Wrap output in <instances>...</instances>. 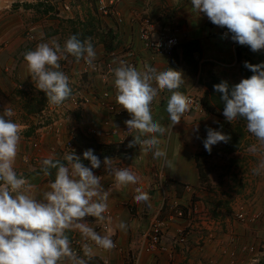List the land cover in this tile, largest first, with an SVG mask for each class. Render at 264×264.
Instances as JSON below:
<instances>
[{"label": "crops", "instance_id": "0c3cea01", "mask_svg": "<svg viewBox=\"0 0 264 264\" xmlns=\"http://www.w3.org/2000/svg\"><path fill=\"white\" fill-rule=\"evenodd\" d=\"M66 1L69 2L70 0ZM41 2L42 0H0V115L3 114L6 107L13 110L14 115L10 119L19 124L21 129L14 168L18 174L30 179L35 177L33 182L37 185L38 193L47 190L48 181H45L44 176L36 175L37 172L35 171L40 167V163L24 164L21 159L22 155L37 157L40 161L50 155L62 158L65 153H68L65 150V143L68 140V129L71 127L72 129L75 127L78 136L76 155H83L84 151L89 149L87 146L89 140L103 143L118 142L117 138L107 136L108 130L111 128L122 129L125 121L131 118L128 113L120 116L110 114L99 101L76 108L69 102L52 107L47 99L39 113L26 114L24 105L30 104L34 96L35 98L39 97L41 92L40 94L38 92L42 90L36 88L24 61V54L30 50H35L40 43H48L51 46L52 41L55 40L62 46L65 42L60 35L46 36L49 32L58 30L60 19L48 21V17L37 13ZM72 3L74 4V1ZM44 4H49L54 9L57 8L55 0H49V3ZM84 5L86 6L85 10L81 9V5H78L75 7L77 10L64 13L63 17L60 18L74 19L79 15L81 19L85 20L88 3L84 2ZM99 19L101 24L112 29L117 42L121 43L116 51V56L112 58L115 68L119 67L121 62H125V49L131 47L136 52L138 70H143L146 65L152 66L158 72L168 69L170 56L156 55L145 48L140 39V30L144 27L146 20L152 23L151 29H153L154 35L171 30V28H182L184 33L182 43L190 41L200 43V52L195 55L198 60L197 71L199 73H193L190 70L192 66L182 59L180 69L177 68L180 72L183 68L188 72V74H183L184 83L179 89H188V92L191 93L196 91L204 93L207 90L206 84L210 79L207 81L205 75L202 76V67L216 73L215 68L218 67L216 62L221 61L220 55L224 56L227 52L234 54L237 47L243 48L245 51L250 48L234 42L231 39V34L227 38H223V28L211 23L203 13L195 11L191 0H118L114 6V14L108 17L99 16ZM31 35L35 36L34 40L30 39ZM94 50L96 53L95 60L107 59V53L102 45H98ZM178 50L182 57L181 47ZM218 54L220 55L218 56ZM232 65L234 66V63ZM58 70L68 76L69 82L78 85V87L69 85L73 94L77 93L84 96L98 93L100 95L110 90L112 96L109 101L115 99L116 93L111 90L115 77L112 76L107 83H103L99 75L85 71L83 60L76 63L72 59H67L65 65ZM217 74V77L224 78L220 73ZM19 84H23L28 92H20L18 90ZM170 95L171 93L166 89L162 90L156 97L155 108L152 109L153 118L165 128L167 126L166 129H168L163 136H158L162 141L159 147L165 150V142L166 144L167 141L170 142L171 122L166 111ZM53 114H60L59 117L63 116L64 118L65 128L60 134L50 130V126L56 122L52 117ZM70 117L72 120H66ZM5 119L8 118L5 117ZM90 128L97 129V133L89 138L85 134ZM174 136L176 137V133ZM174 136L172 142L175 140ZM125 147L129 151L120 158L112 159V165L115 167V163L119 162L122 167H127L136 173L140 180L135 185L117 186L114 178L108 175L104 168L102 184L105 190L110 189L111 191L107 204L113 219L110 232L100 234L110 236L113 242L118 244V248H113L110 251L95 249L92 257L98 260L108 258L111 264H135L145 231L153 215L157 213L163 203L168 204L174 200L182 206H188L192 203L189 201L192 200L193 203L201 207V210L202 208L209 210L208 217L199 216L198 220L178 219L170 224L165 240L171 252L155 251L151 254H144L139 264H230L231 261H236V264H250L251 260L241 258L240 252L247 245L245 241L248 239L245 236H250V228L252 227L249 226V228L243 224L234 226L231 233L235 236L231 238L228 232L227 234L225 231L219 230L217 225L221 221H216V218L209 216L210 205H214L216 202L209 203L206 201L207 198H203L204 195L208 197L209 192L201 188L199 184L195 158L190 157V154L185 151H178L176 148H172L170 156L168 150L167 159L171 161L172 167H167L166 170V165L164 166L166 179L161 187L157 174L161 168V158H154L152 151L145 153L139 147ZM174 156L182 158V169L185 173L182 179L174 174ZM187 187L192 193L187 192ZM136 188L149 193V202H137L135 200ZM210 194L213 195V193ZM187 200L188 203H186ZM215 213L213 211V214ZM121 221L128 225L127 230H120L116 227ZM88 223L91 227L89 220ZM182 229L185 230L183 241L172 250L176 246L175 238L180 237L179 231ZM75 233L80 236L77 231L68 234ZM232 254L234 255L232 256ZM262 261L264 262V258Z\"/></svg>", "mask_w": 264, "mask_h": 264}, {"label": "clouds", "instance_id": "9594fccd", "mask_svg": "<svg viewBox=\"0 0 264 264\" xmlns=\"http://www.w3.org/2000/svg\"><path fill=\"white\" fill-rule=\"evenodd\" d=\"M64 1L66 0H55V10L59 18L73 9L72 2L69 1L71 11L60 14L59 2ZM46 2L49 3V0H42L41 3ZM94 4L97 8L95 1ZM191 4L195 11L206 15L211 23L226 28L225 37L231 34L234 42L249 46L253 52L264 49V0H191ZM97 14L108 17L101 15L98 8ZM146 21L144 26H147ZM149 24L151 28L150 21ZM175 28L181 31L180 43L176 47L179 48L183 44L184 33L182 28ZM173 29L171 28V31ZM151 30L153 33V29ZM33 37L35 39L34 35ZM130 48L125 49L126 54ZM112 52L115 55L109 57ZM112 52H106L107 59L100 61H112L116 51ZM69 55L74 57L77 63L83 60V65L85 62L94 67L96 53L93 44L90 39L82 41L75 34L69 36L63 46L53 40L51 46L48 43H40L35 50L24 54L28 72L36 88L46 93L49 104L59 106L71 95L68 76L58 70L59 61L62 58L67 59ZM220 62L229 65L227 67L233 66L223 60ZM244 67L253 74L234 85L231 91L226 81L213 87L216 92L222 94L220 101L223 104L225 119L228 122L238 119L245 121L247 131L260 144V147L253 146V151H260L264 148V63L251 64L245 61ZM137 68L121 62L119 67L113 69L116 103L131 116L125 121L127 133H135L128 145H122L129 148L138 145L145 153L152 151L154 158H163L165 165L171 168L172 163L167 159L166 152L169 150V141L165 150L159 147L162 141L158 138L168 129L153 118L151 106L159 93L166 89L171 93L166 107L171 127L179 124L181 117L190 107L188 97L178 91L184 83L183 74L171 68L158 72L150 65H146L143 70ZM19 86L24 88L18 87L20 92H28L23 84ZM75 94L77 93L73 95ZM13 115V110L8 107L0 115V264H89L93 246L105 251L115 248L110 236L98 233L89 226L86 219L93 217L98 222L108 219L104 214L108 210L107 202L111 191L109 193L108 189L105 190L101 176L92 171L101 167L100 159L94 155L92 149H88L84 151L82 158L72 150L62 158L50 155L39 160L40 167L36 175L52 177L54 172V179L49 180L47 190L38 193L37 185L33 182L35 177L30 179L18 174L14 168L21 129L19 124L10 119ZM229 140V136L209 128L203 145L210 154L213 145L227 143ZM85 160L90 163V167L83 163ZM103 166L108 175L114 178L117 186L135 185L140 180V177L127 167H113L109 157H105ZM262 170L264 159L260 160L252 171L254 175H259ZM135 191L137 202H149V193L140 188ZM165 204L169 203L164 202L163 205ZM116 227L127 230L128 225L121 221ZM72 231L79 232L82 238V255L71 246L68 233Z\"/></svg>", "mask_w": 264, "mask_h": 264}, {"label": "rangeland", "instance_id": "374dc122", "mask_svg": "<svg viewBox=\"0 0 264 264\" xmlns=\"http://www.w3.org/2000/svg\"><path fill=\"white\" fill-rule=\"evenodd\" d=\"M70 1L73 2L74 0ZM81 1H84L85 3L87 2L85 0ZM71 5L73 7L72 12L75 9L77 10V8H75L78 7V3L76 2V0L74 1V4L72 3ZM81 9L85 10L83 6H81ZM47 19L48 21L51 20V18ZM56 19L59 18L57 17ZM247 51L248 53L253 54L252 56L255 59L259 58L258 56L264 58V49L253 52L249 48V50ZM219 55L220 54H218V56ZM224 56L220 55V59L227 64L234 63V66H218L215 68L216 73L207 70V68L203 69L202 67V76L205 75V79H207V81L211 79V77L216 76L217 73H220L222 76H224L223 79L231 82L241 81L243 79V74L240 70V64L238 62L235 63V53L233 54L227 52V54ZM181 63L182 62H180V64ZM180 64L178 66V69H180ZM190 70L193 73H199L198 71L194 72L192 68H190ZM184 73L188 74L185 68H183L182 70V74ZM69 85L78 87V85L73 82H69ZM179 91L184 95H186L187 93H191L188 92V89L181 88L179 89ZM204 93L196 91L191 93V95L201 101ZM60 114H53L52 117H54L53 119H55L56 122L51 125L52 127H57L60 129V132L58 134H60L62 132V129L64 130L65 128L63 124L64 118L63 116L59 117ZM66 120H72V118L70 117ZM230 123L233 125L232 131L227 130V127H225L226 124L230 125ZM66 124L69 123L66 122ZM209 128L230 137V140L227 143L220 142L216 145H213L210 154L205 150L203 145V141L207 137V130ZM239 128L242 131H239ZM75 130V127L73 129L72 127L69 128L67 132L68 137L72 131H74L76 134ZM228 131H230V133H228ZM174 133H176V137L174 136ZM64 135H66V133H64ZM85 136L88 137L87 131ZM173 136L175 137V140H173L172 142ZM233 138L239 140L238 145H233ZM228 143L233 148L228 149ZM169 146L170 156L172 148H176L178 151L182 150L187 152L188 154H190V157L195 158V160L197 157V161L205 165L210 178L211 187H201L209 192L208 197L204 195L203 198H207L206 201H208L209 203L216 202L214 205H210L209 216L216 218V221H221L220 224L217 225L219 227V230L223 232L225 231V233L228 232L230 238L235 236L233 235V233H231V230H233L234 226L242 224L248 227L251 226L252 228L249 227L251 231L250 236H245L248 240L245 241L247 245L244 246L240 252V255H242L241 258L250 259V264H264V262L262 261V259L264 258V170H262L259 175H254L252 171L258 166L259 161L264 159V148H261L260 151H253V146L260 147V144L259 141L247 131L245 121L241 119L232 122L224 121V119L219 116L206 113L202 107L200 111L198 110L197 112L183 114L180 123L174 125L173 128H171ZM162 161L163 160L161 158V162ZM173 162L175 166L174 174L178 178L182 179L185 175L184 170L182 169V158L174 156ZM189 193H192V191H189ZM210 193H213V195ZM189 202L193 203L192 200H190ZM186 203H188V200ZM189 206L190 204L183 207ZM198 208L199 214L197 215V217L192 216L188 220H198L199 216L208 217L207 213H209V210L207 208L205 210H203V208L201 210L200 206ZM213 211L216 213L213 214ZM225 219L226 221L224 222ZM250 247L256 248L257 253L249 252L248 250H246ZM170 252V250L167 252L164 251V253ZM230 252H228L229 255Z\"/></svg>", "mask_w": 264, "mask_h": 264}, {"label": "built area", "instance_id": "2783aa9c", "mask_svg": "<svg viewBox=\"0 0 264 264\" xmlns=\"http://www.w3.org/2000/svg\"><path fill=\"white\" fill-rule=\"evenodd\" d=\"M94 1L96 2L98 12L101 15L110 16L111 14L114 13L113 7L117 3L118 0H94ZM58 10L60 14L64 12H70L71 5L69 4V2H66V1L59 2ZM146 25L147 26H144L140 31V39L144 43L145 47L152 53L170 55L173 49L179 45L180 43L179 33L181 32L179 28H174L172 31L166 30L165 32L159 34L158 36H154L150 28L149 21H146ZM226 32H227V29L223 28V32H222L223 38H227L224 35ZM31 39H34V37L31 36ZM114 55L115 53L112 52L108 56L113 57ZM136 60H137L136 52L130 48L126 54V59L124 63L132 65L137 68ZM219 62H216L217 63L216 65L223 66V67L229 66V65L223 64L222 62L220 63ZM84 66H85L86 72H91L93 74L99 75L103 82H107L110 77L114 76L113 69L115 67L112 61L102 62L100 60H94V67L88 66L85 62H84ZM19 89H24V88L23 86H19ZM111 90L113 92L115 91L116 93L114 85L112 86ZM111 96H112V92L109 90L101 93L100 95L98 93H94V96L92 95L91 96H87V95L81 96L79 94H75L71 97L69 103L73 107L78 108L81 106L88 105L92 103L93 101H99L101 102L102 106L105 107L109 111V113L112 115L120 116V115L126 114L127 111L122 109V107L116 103V99H114L113 101H109ZM186 96L188 97L190 101V107H189V110L185 112L184 114H188L190 112H197L198 110L200 111L201 106H202L201 101L198 98L192 96L190 93L186 94ZM156 100L157 99L155 98L152 103V106H151L152 109L155 108ZM173 126L171 127L170 125V132ZM51 127L52 126H50V129L54 133L58 134L60 132L59 128L57 127L51 128ZM96 133H97V129L95 128H90L87 131V135L89 137L94 136ZM76 134L74 131L70 133L68 140L65 143V150L67 152H71L72 150H74L76 153L77 142H78V136ZM132 135H135V133H127L126 124L124 125L122 129L111 128V130H108L107 132V136L111 138H117L118 139L117 141L123 145H128L129 142L133 140ZM135 147H139V146L137 145ZM162 160L163 161L161 162V168L157 173L158 178L160 180L159 184L161 187L163 186L162 184L164 183V180L166 179L165 173H164L165 161L163 158ZM22 161L24 164H29L31 162L39 163V160L37 159V157L32 158L27 155L22 156ZM115 167L123 168L119 162L115 163ZM94 174L101 176V182L103 181L104 176L102 175L101 172H95ZM107 191H109L110 193V189H108ZM187 191H190L189 187H187ZM198 207H199L198 205L191 203L188 208H184L181 206V204L178 201H172L168 205L166 204L165 206L163 205V207L159 209L157 213L153 215L151 222L148 225L147 230L145 231L144 240L138 251V258L136 259L135 264H139V261L144 254H151L155 251H161V252H164V251L167 252L169 250L171 251V249L168 247L166 240H165V237L168 234L170 224L176 222L178 219H183V218L189 219L192 216L193 217L197 216L199 214ZM104 215L108 219H105L104 221H99V222L96 221V219L93 217L86 218L91 223V227L94 228L98 233H109L110 232L111 221L113 219V215L111 214V211L109 210V208ZM184 233H185L184 229L179 231L180 237L175 238L176 246L173 247L172 250L181 244V242L183 241V237L185 236ZM70 240H71L72 248L82 255L83 254L82 249H81V243L83 242L82 238L78 234L75 233L70 236ZM114 243H115L114 249H117L118 244L116 242ZM95 249L97 248L93 246V250ZM98 250H103V249H98ZM246 250H248L249 252L257 253L256 248L254 247L247 248ZM233 255L234 254H232V256ZM101 261H102V264H111L108 258H104ZM230 264H236V263L231 262Z\"/></svg>", "mask_w": 264, "mask_h": 264}, {"label": "trees", "instance_id": "16d2710c", "mask_svg": "<svg viewBox=\"0 0 264 264\" xmlns=\"http://www.w3.org/2000/svg\"><path fill=\"white\" fill-rule=\"evenodd\" d=\"M76 2L78 3V5L83 6L85 9V5L83 1L76 0ZM87 3H88V7L86 9L87 18L85 20L81 19L79 15L76 16L74 19L59 18L60 20H59L58 30H55L51 33L49 32L48 35L46 36L53 37L55 35H60L62 40L66 41V39L69 36L75 34L82 41L90 39L91 43L93 44L94 49L98 45H102L105 52L117 51V49H119V47L121 46V43L117 42L116 35L112 31V29L107 28L106 26L101 24V21L97 14V8L94 4V1L88 0ZM37 13H40L41 15L47 16L48 18H51V19H56L58 15V12H56V10L53 7H51L49 4H43V3H41V5L39 6V10H37ZM181 51H182V57L179 54L178 48L174 49L173 52L169 55L170 63H169L168 68L177 70L181 62V59H182L188 65L192 66L194 70L197 71L198 70V60L195 57V55L200 52V43L197 41L185 42L181 45ZM247 53L248 51H245L243 48H240V47L236 48V53H235L236 61L240 64V70L243 74V79L249 78L253 74L250 70L244 67L245 61L251 64L264 63L263 57L258 56L259 58L255 59L252 55H248ZM67 59H72L73 62H76L75 58L70 55L68 56ZM67 59L62 58L61 61H59L60 67L65 65ZM222 81H226L228 83L230 91L234 85L240 82V81L231 82V81H228L226 79H223L217 76L211 77V79L206 84L207 90L205 91L204 95L201 98V103L206 113L219 116L223 118L224 121H227L225 117L223 116V104L220 101V96L222 94L216 92L213 87L215 84H219ZM38 94H40L39 97L41 98L39 97L35 98L34 96L30 104L24 105V110L26 114L33 115V114L39 113L42 110L43 106L45 105L44 103L46 102L47 96L44 91H39ZM72 95H73V91L71 89L70 97L67 100H65L63 103L68 102ZM232 126L233 125L231 123L230 125L228 124L225 125V127H227V130H230V131H232ZM230 131H228V133H230ZM239 131H242V130L239 128ZM233 140H234L233 145H238L239 140L235 138H233ZM87 146L89 147V149L93 150L94 155H96L101 161V167L98 169H93L92 171L94 173L101 172L102 175L104 171L103 161L105 157H109L111 158V160L117 159L129 151L125 146H123L119 142L103 143V142H96L93 140H89L87 142ZM227 148L230 149L233 147L228 143ZM79 156H81V158L83 157V155H79ZM83 163L86 166L90 167V163L88 161L85 160L83 161ZM196 164H197V171H198L200 186L201 187L203 186L211 187L210 178L205 168V165H203L201 162L199 163V161H197V157H196ZM38 171H39V168L35 172H38ZM50 179H54V172H53L52 177H45V181L49 182ZM68 235L69 237L71 236V234H68ZM89 264H102V261L96 259L95 257H92V259L89 261Z\"/></svg>", "mask_w": 264, "mask_h": 264}]
</instances>
